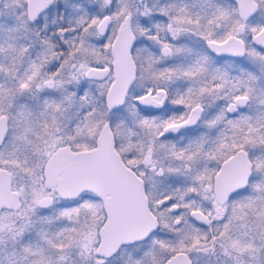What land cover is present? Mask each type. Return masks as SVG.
<instances>
[{"label": "snow or ice", "instance_id": "6c2138e0", "mask_svg": "<svg viewBox=\"0 0 264 264\" xmlns=\"http://www.w3.org/2000/svg\"><path fill=\"white\" fill-rule=\"evenodd\" d=\"M0 264H264V0H0Z\"/></svg>", "mask_w": 264, "mask_h": 264}]
</instances>
